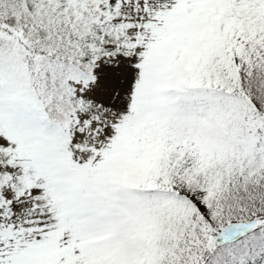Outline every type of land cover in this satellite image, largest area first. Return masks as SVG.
<instances>
[{
	"label": "snow or ice",
	"instance_id": "6c2138e0",
	"mask_svg": "<svg viewBox=\"0 0 264 264\" xmlns=\"http://www.w3.org/2000/svg\"><path fill=\"white\" fill-rule=\"evenodd\" d=\"M0 264H264V0H0Z\"/></svg>",
	"mask_w": 264,
	"mask_h": 264
}]
</instances>
